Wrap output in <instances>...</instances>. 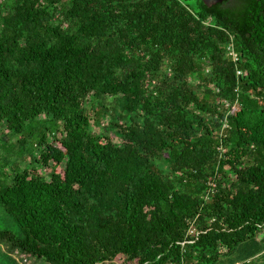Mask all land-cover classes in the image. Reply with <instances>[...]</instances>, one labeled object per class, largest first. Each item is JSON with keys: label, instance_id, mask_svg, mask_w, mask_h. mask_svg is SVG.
<instances>
[{"label": "trees", "instance_id": "obj_1", "mask_svg": "<svg viewBox=\"0 0 264 264\" xmlns=\"http://www.w3.org/2000/svg\"><path fill=\"white\" fill-rule=\"evenodd\" d=\"M190 1L0 0L8 254L264 264V0Z\"/></svg>", "mask_w": 264, "mask_h": 264}, {"label": "rangeland", "instance_id": "obj_2", "mask_svg": "<svg viewBox=\"0 0 264 264\" xmlns=\"http://www.w3.org/2000/svg\"><path fill=\"white\" fill-rule=\"evenodd\" d=\"M195 0H191L190 3H194ZM19 137L14 138L11 141V148L8 150V153L11 155L12 160L15 162L16 158L21 156L19 150H17L15 142ZM3 158L5 155L2 153L0 154ZM24 167V166H23ZM42 174H48L49 169H41L39 170ZM0 230H7L15 233L19 237H22V232L16 222L9 216L5 210L0 207ZM0 264H46L43 261H35L34 259L21 257L19 255H10L7 253L5 246L0 244Z\"/></svg>", "mask_w": 264, "mask_h": 264}, {"label": "water", "instance_id": "obj_3", "mask_svg": "<svg viewBox=\"0 0 264 264\" xmlns=\"http://www.w3.org/2000/svg\"><path fill=\"white\" fill-rule=\"evenodd\" d=\"M205 5H207L208 7H212L215 6L217 4H221L227 0H201Z\"/></svg>", "mask_w": 264, "mask_h": 264}, {"label": "built area", "instance_id": "obj_4", "mask_svg": "<svg viewBox=\"0 0 264 264\" xmlns=\"http://www.w3.org/2000/svg\"><path fill=\"white\" fill-rule=\"evenodd\" d=\"M227 51L229 52V55L233 58V60L236 62L238 60V56L234 51L233 45H229L227 47ZM238 75H241V72H238Z\"/></svg>", "mask_w": 264, "mask_h": 264}]
</instances>
